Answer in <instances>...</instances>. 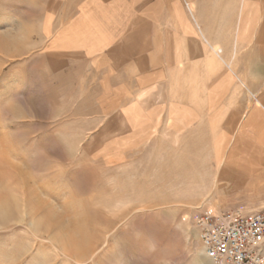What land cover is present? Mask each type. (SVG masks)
<instances>
[{"label":"rangeland","instance_id":"1","mask_svg":"<svg viewBox=\"0 0 264 264\" xmlns=\"http://www.w3.org/2000/svg\"><path fill=\"white\" fill-rule=\"evenodd\" d=\"M21 17L0 14V264H203L185 218L261 210L204 146L110 133L77 80L30 58Z\"/></svg>","mask_w":264,"mask_h":264},{"label":"crops","instance_id":"2","mask_svg":"<svg viewBox=\"0 0 264 264\" xmlns=\"http://www.w3.org/2000/svg\"><path fill=\"white\" fill-rule=\"evenodd\" d=\"M0 14L23 16L30 58L77 80L110 133L204 146L264 208V0H0Z\"/></svg>","mask_w":264,"mask_h":264},{"label":"built area","instance_id":"3","mask_svg":"<svg viewBox=\"0 0 264 264\" xmlns=\"http://www.w3.org/2000/svg\"><path fill=\"white\" fill-rule=\"evenodd\" d=\"M184 221L195 229L213 264H264V208L244 212L206 206Z\"/></svg>","mask_w":264,"mask_h":264},{"label":"bare ground","instance_id":"4","mask_svg":"<svg viewBox=\"0 0 264 264\" xmlns=\"http://www.w3.org/2000/svg\"><path fill=\"white\" fill-rule=\"evenodd\" d=\"M202 255H203L202 263H203V264H211V263L209 262V260L204 256L203 253H202Z\"/></svg>","mask_w":264,"mask_h":264}]
</instances>
